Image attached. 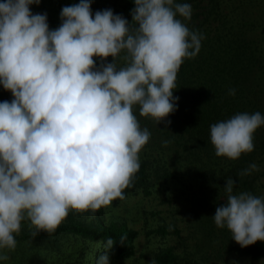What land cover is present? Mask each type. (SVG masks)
Masks as SVG:
<instances>
[{
	"label": "clouds",
	"instance_id": "clouds-1",
	"mask_svg": "<svg viewBox=\"0 0 264 264\" xmlns=\"http://www.w3.org/2000/svg\"><path fill=\"white\" fill-rule=\"evenodd\" d=\"M40 2H0V86L12 97L0 102V250L9 252L22 221L33 237L51 235L70 211L95 217L125 198L151 136L133 108L167 127L177 110L178 71L204 39L183 22L191 19L189 3L133 0L129 22L112 9L93 14L92 0H79L62 7L60 25L50 29L47 13L30 9ZM261 126L260 112L212 124L215 155L237 160L251 153ZM255 171L252 163L238 175ZM235 184L226 178L215 226L241 248L264 242V197L234 193ZM113 245L112 238L95 244L103 248L97 264H109Z\"/></svg>",
	"mask_w": 264,
	"mask_h": 264
},
{
	"label": "trees",
	"instance_id": "trees-1",
	"mask_svg": "<svg viewBox=\"0 0 264 264\" xmlns=\"http://www.w3.org/2000/svg\"><path fill=\"white\" fill-rule=\"evenodd\" d=\"M247 1L174 0L175 3L191 5V19L183 22L190 31L203 35L200 51L195 58L185 59L178 71L173 92L174 97H179L177 110L166 118L171 121L167 127L163 122L156 125L151 118L141 117L139 108H133L141 128H147L151 136L139 153L140 168L131 186L124 190L123 200L137 194L149 197L161 193L169 182L183 185L189 197L190 215L196 220L201 235L197 249L184 251L185 258L173 247L161 248L154 251L153 264H176L182 259L192 262L190 254L194 255L196 251L201 262L221 260L223 253L264 261V242L257 241L241 248L231 239L226 228L215 226L212 218L215 209L226 202L223 187L228 177L236 181L234 193L247 191L264 197V126L254 133V150L242 154L237 160L217 157L210 142L212 124L237 113L260 112L264 115V15L257 14L253 7L249 10ZM75 3L79 0H41L39 5H31L30 9L33 14L47 13L49 28L55 29L60 25L62 7ZM133 7V0H92L91 4L93 14L97 10L112 9L114 14L122 15L129 22ZM107 60L112 62L111 57ZM99 63L97 59V65ZM117 65L121 66L122 61L117 60ZM230 89H235V95H229ZM11 99L10 92L0 86V102ZM165 141H169L166 147ZM252 163L259 167V171L238 175ZM172 199L169 196L166 200L172 203ZM123 200L112 201L109 206L98 210L95 217L90 212L70 211L51 235L41 232L33 237L32 229L24 226L28 221H22L15 239L23 242L66 234L86 241L90 254L93 244L106 243L107 238H112L114 245L110 259L129 260L135 255L140 231L117 213H111L112 208ZM149 213L152 211L142 208L137 217H131V222L140 218L148 220ZM148 233L166 235L165 223L158 222L157 227L149 229ZM94 251L91 261L97 264L103 248Z\"/></svg>",
	"mask_w": 264,
	"mask_h": 264
},
{
	"label": "rangeland",
	"instance_id": "rangeland-1",
	"mask_svg": "<svg viewBox=\"0 0 264 264\" xmlns=\"http://www.w3.org/2000/svg\"><path fill=\"white\" fill-rule=\"evenodd\" d=\"M247 2L249 3V10L253 7L257 14L264 15V0H248ZM262 33L264 35V32ZM106 62L110 63L109 60ZM169 196L173 197L172 203L166 200ZM142 208L148 212L152 211V214H148V220L140 218L131 222V217H137V213ZM190 208L189 197L183 190V185H177L173 182L166 183L161 193L149 197L137 194L121 201L112 208L111 213H117L126 219L140 233L136 240L135 255L126 261H112L110 259L109 264H153L154 251L171 247L185 258L184 251L191 252L197 249L196 244L201 236L197 231L196 220H193L192 215H190ZM158 222L165 223L166 235L148 233L149 229L157 227ZM28 225V222L24 224V226ZM87 244L86 241L82 242L66 234H61L57 238L24 240L17 242L14 251L0 250V254L9 256L7 261L0 260V264H93L91 261L92 253H95L94 250L97 249L93 244L92 253L88 254ZM210 250L211 248H209ZM198 255L199 253L196 251V254H190L193 259L192 262L182 259L183 261L181 260L176 264H185V262L188 264H264V261H251L231 253H223L221 260L201 262ZM89 256L90 260H88Z\"/></svg>",
	"mask_w": 264,
	"mask_h": 264
}]
</instances>
